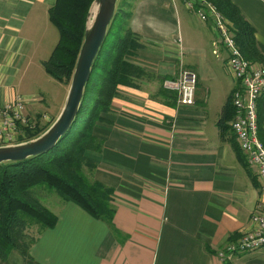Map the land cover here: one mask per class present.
Listing matches in <instances>:
<instances>
[{"label": "crops", "instance_id": "1", "mask_svg": "<svg viewBox=\"0 0 264 264\" xmlns=\"http://www.w3.org/2000/svg\"><path fill=\"white\" fill-rule=\"evenodd\" d=\"M232 1L264 45V0ZM55 2L0 0V105L20 95L34 113L55 96L49 121L68 91L44 65L60 38L49 16ZM128 23L142 43L130 59L147 74L120 86L93 130L101 150L85 151L94 178L114 189L112 225L58 194V222L40 233L32 257L13 249L0 264H264V246L218 257L251 228L253 212H264V192L234 145L237 82L228 51L214 44L215 20H201L182 0H145L132 3ZM181 63L197 73L193 105L178 106L163 86Z\"/></svg>", "mask_w": 264, "mask_h": 264}, {"label": "trees", "instance_id": "2", "mask_svg": "<svg viewBox=\"0 0 264 264\" xmlns=\"http://www.w3.org/2000/svg\"><path fill=\"white\" fill-rule=\"evenodd\" d=\"M92 1L56 0L49 9L50 20L58 28L60 38L44 65L59 82L64 83V77H72ZM207 1L213 3L231 24L243 56L264 64V45L256 38L253 25L240 8L232 0ZM131 7L128 0H122L118 5L94 61L80 112L67 134L48 152L0 164V259L7 260L13 249L31 258V248L40 233L57 224L58 215L39 197L37 189L40 185L52 188L65 201H74L93 217L112 225L116 209L114 189L94 178L96 164L86 157L85 151L101 150L103 144L93 130L99 121H106L105 114L112 109L120 86H137L134 79L147 74L142 66L130 59L134 50L142 46L139 35L128 23ZM130 73L134 77L130 78ZM258 107L261 110L259 137L264 144V93L259 97ZM49 125L27 129L28 139L38 136ZM234 145L240 152L238 143ZM85 167L89 169V177L85 174ZM32 224L39 226L38 235L30 232Z\"/></svg>", "mask_w": 264, "mask_h": 264}, {"label": "built area", "instance_id": "3", "mask_svg": "<svg viewBox=\"0 0 264 264\" xmlns=\"http://www.w3.org/2000/svg\"><path fill=\"white\" fill-rule=\"evenodd\" d=\"M185 7L201 20L214 19L218 27V43L228 51L227 66L233 72L237 86L233 90L234 119L231 124L239 148L246 161L256 168L264 192V144L259 137L258 100L264 93V64L245 58L235 36L226 24L218 8L207 0H182ZM216 39L214 44L217 43ZM216 45V44H215ZM165 89L176 94V103H195L197 73L180 66L178 74L163 81ZM26 102L17 95L13 100L0 105V145L28 139V130L49 122L38 113H26ZM264 246V212L256 210L251 216V228L241 232L235 239L219 249L218 257L225 261L237 253L259 250Z\"/></svg>", "mask_w": 264, "mask_h": 264}, {"label": "water", "instance_id": "4", "mask_svg": "<svg viewBox=\"0 0 264 264\" xmlns=\"http://www.w3.org/2000/svg\"><path fill=\"white\" fill-rule=\"evenodd\" d=\"M117 3L118 0L92 1L87 14L84 40L59 114L38 136L0 145V164L21 161L48 152L71 129L80 112L94 61L116 15Z\"/></svg>", "mask_w": 264, "mask_h": 264}, {"label": "rangeland", "instance_id": "5", "mask_svg": "<svg viewBox=\"0 0 264 264\" xmlns=\"http://www.w3.org/2000/svg\"><path fill=\"white\" fill-rule=\"evenodd\" d=\"M121 1L122 0H118V3H117V7H118V5L121 3ZM128 1H131L132 3H133V5H136L137 4V7H138V5L142 2V1H145V0H128ZM225 21V24L230 28V23H229V21L227 20V19H225L224 20ZM234 34V33H233ZM215 40V39H214ZM218 40L219 39H216V42L217 43H215L217 46L220 44V43H218ZM213 46V45H212ZM181 65H184L183 63H181ZM132 77H134V75L133 74H131L130 73V78H132ZM71 78V77H70ZM70 78H68V77H64V79H63V84L64 85H66V87H68L69 88V85H70V82H71V80H70ZM130 78H129V81H127L128 83L131 81L130 80ZM135 80V82H136V80L137 79H134ZM38 82V81H37ZM62 83V82H61ZM55 84V83H54ZM58 84V83H57ZM59 85H61L60 83H59ZM121 86H123V85H121ZM124 86H129V85H124ZM61 95V94H60ZM61 99V98H60ZM57 99H56V97L55 96H53V98L51 99V100H49L48 98H47V101H46V103H45V105L43 106L44 108H45V110L47 111V110H49V111H56L55 110V108H54V106H56L57 105ZM63 102V101H62ZM61 102V100L59 101V105L62 103ZM50 107V109L49 108H47V107ZM33 109V108H32ZM31 109V107L28 105V103H26V113L27 114H29L30 113V111L32 110ZM34 110H36L37 112H35V113H38L40 116H43V118L45 117V115H47V114H49L48 113V111L46 112V111H42V110H38V109H34ZM39 111V112H38ZM258 118L261 116V110H259V107H258ZM55 113V112H54ZM50 115V114H49ZM260 115V116H259ZM54 120V118H51V120L49 121V122H47V123H52V121ZM47 123H44V124H47ZM85 174L89 177V169H88V167H85ZM37 191H38V193H39V197L41 198V201L45 204V206L46 207H48L50 210H51V207H54L55 208V206L57 205V203H59L60 201H59V199H58V197L60 196H58V193L55 191V190H53L52 188H49V187H46V186H44V185H40L39 187H38V189H37ZM57 194V195H56ZM58 196V197H57ZM61 197V196H60ZM62 198V197H61ZM113 199L115 200V195L113 194ZM52 211V210H51ZM54 212V211H53ZM55 213V212H54ZM30 232L32 233V234H35V235H38V231H39V226L38 225H35V224H32L31 225V227H30Z\"/></svg>", "mask_w": 264, "mask_h": 264}]
</instances>
